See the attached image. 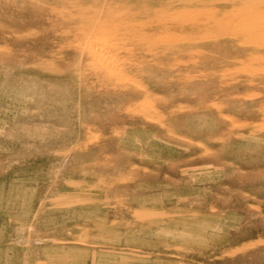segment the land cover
Listing matches in <instances>:
<instances>
[{
    "label": "rangeland",
    "instance_id": "obj_1",
    "mask_svg": "<svg viewBox=\"0 0 264 264\" xmlns=\"http://www.w3.org/2000/svg\"><path fill=\"white\" fill-rule=\"evenodd\" d=\"M0 264H264V0H0Z\"/></svg>",
    "mask_w": 264,
    "mask_h": 264
}]
</instances>
